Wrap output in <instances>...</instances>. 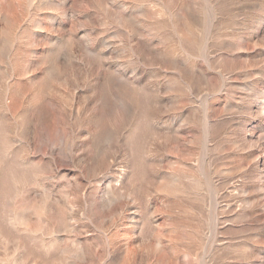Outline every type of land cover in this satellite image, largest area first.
Listing matches in <instances>:
<instances>
[{"label":"rangeland","instance_id":"rangeland-1","mask_svg":"<svg viewBox=\"0 0 264 264\" xmlns=\"http://www.w3.org/2000/svg\"><path fill=\"white\" fill-rule=\"evenodd\" d=\"M0 264H264V0H0Z\"/></svg>","mask_w":264,"mask_h":264}]
</instances>
